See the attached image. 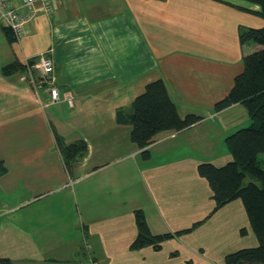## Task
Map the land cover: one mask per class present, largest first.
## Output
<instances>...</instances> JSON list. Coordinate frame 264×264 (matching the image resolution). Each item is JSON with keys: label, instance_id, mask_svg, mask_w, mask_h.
<instances>
[{"label": "crops", "instance_id": "crops-1", "mask_svg": "<svg viewBox=\"0 0 264 264\" xmlns=\"http://www.w3.org/2000/svg\"><path fill=\"white\" fill-rule=\"evenodd\" d=\"M240 7L260 8L246 0H67L39 13L17 41L0 26V160L7 167L0 257L13 264H226L227 254L258 245L244 203L214 210L198 170L204 161L228 163L226 137L251 122L242 103L215 108L255 49L242 44L240 27L264 26ZM42 52L54 61L62 96L73 99L62 100L60 111L71 130L57 124L47 84L36 88L25 73L1 72L8 61ZM157 79L182 116L203 118L156 134L145 157L117 113ZM56 134L88 143L70 168ZM138 209L154 234L192 229L160 250L133 249Z\"/></svg>", "mask_w": 264, "mask_h": 264}, {"label": "trees", "instance_id": "trees-1", "mask_svg": "<svg viewBox=\"0 0 264 264\" xmlns=\"http://www.w3.org/2000/svg\"><path fill=\"white\" fill-rule=\"evenodd\" d=\"M246 1L257 4L260 8L258 10L240 8L264 18V0ZM2 29L9 42L18 40L11 29L6 27ZM240 39L242 44L254 43L255 49L244 56V70L236 76L233 88L215 104V108L221 110L242 103L247 108L251 124L226 137V145L232 154V159L228 163L219 166L204 161L199 164L198 170L200 175L208 180L212 189V197L216 203L214 210L241 199L258 239L256 247L242 248L227 254L226 264H264V168L259 164V154L264 153V26L240 27ZM35 61V57L28 59V62L15 58L4 64L1 72L6 76L18 72L26 73L28 66ZM202 118L195 113L182 116L163 79L149 82L145 90L133 100L129 109H121L117 113L119 123L131 126V141L143 149L145 157L150 155L148 147L156 134L166 130L180 131L189 128ZM56 139L64 162L69 168L88 152V143L85 139L68 143L58 134ZM6 171L5 162L0 160V175ZM248 176L258 182L250 180L245 183ZM135 218L138 234L132 242L133 249L151 245L160 250L165 240L192 229L154 234L143 210H136ZM244 231L245 229H242V232ZM0 264L13 262L8 257H0ZM187 264L193 263L188 261Z\"/></svg>", "mask_w": 264, "mask_h": 264}, {"label": "built area", "instance_id": "built-area-1", "mask_svg": "<svg viewBox=\"0 0 264 264\" xmlns=\"http://www.w3.org/2000/svg\"><path fill=\"white\" fill-rule=\"evenodd\" d=\"M65 1L67 0H0V26L11 29L19 40L27 33L28 23L39 13L51 14ZM35 59V63L28 66L24 78L36 88L47 84L51 102L67 100L72 105V97L64 98L56 85L53 59L44 52L37 55ZM36 71L39 75L34 73ZM91 264H99V262L92 259Z\"/></svg>", "mask_w": 264, "mask_h": 264}, {"label": "rangeland", "instance_id": "rangeland-1", "mask_svg": "<svg viewBox=\"0 0 264 264\" xmlns=\"http://www.w3.org/2000/svg\"><path fill=\"white\" fill-rule=\"evenodd\" d=\"M34 73L36 75H39V73H37V71ZM53 104L54 105H53L51 111H53V109H54L55 115L58 116L57 124L60 126V129L61 130H71L73 128L72 119H70L67 115L63 116L64 114L62 112H60V111H62L63 108L65 109V105L61 101L53 103ZM69 120H70V123H69ZM249 121H251V120H249ZM249 124H251V122ZM71 126H72V128H71ZM242 126H245V125H242ZM246 126H248V125H246ZM0 156H1V153H0ZM259 164L264 168V153L259 154ZM250 180L257 181L256 179H253L252 177L248 176L245 180V183L249 182ZM239 200L242 201L241 199H239ZM244 211H245V206H244ZM245 239H247V238H245ZM3 252H5V251L0 250V253H3ZM224 262H225V259H224Z\"/></svg>", "mask_w": 264, "mask_h": 264}]
</instances>
